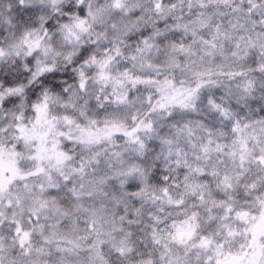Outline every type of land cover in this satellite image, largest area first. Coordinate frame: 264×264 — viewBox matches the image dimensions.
Listing matches in <instances>:
<instances>
[{
    "label": "clouds",
    "instance_id": "9594fccd",
    "mask_svg": "<svg viewBox=\"0 0 264 264\" xmlns=\"http://www.w3.org/2000/svg\"><path fill=\"white\" fill-rule=\"evenodd\" d=\"M0 264H264V0H0Z\"/></svg>",
    "mask_w": 264,
    "mask_h": 264
}]
</instances>
